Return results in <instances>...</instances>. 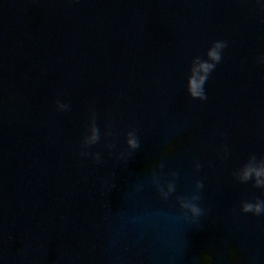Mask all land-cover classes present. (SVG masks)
I'll return each mask as SVG.
<instances>
[{
    "label": "water",
    "instance_id": "1",
    "mask_svg": "<svg viewBox=\"0 0 264 264\" xmlns=\"http://www.w3.org/2000/svg\"><path fill=\"white\" fill-rule=\"evenodd\" d=\"M260 55L255 0H0V264H264L232 179L264 160Z\"/></svg>",
    "mask_w": 264,
    "mask_h": 264
},
{
    "label": "clouds",
    "instance_id": "2",
    "mask_svg": "<svg viewBox=\"0 0 264 264\" xmlns=\"http://www.w3.org/2000/svg\"><path fill=\"white\" fill-rule=\"evenodd\" d=\"M255 4L259 9L264 10V0H255ZM227 44L225 41H216L212 44L211 48L208 50V61L199 63V70L201 72L199 80L187 90L191 100H198L204 102L207 99L204 83L208 80L209 75L215 70L216 66L220 64L222 60L223 50L226 48ZM260 65H264V55H260L256 61ZM55 110L57 112H67L68 106L66 104H61L59 101L55 104ZM260 126L264 128V120L260 121ZM98 139V129L93 124L90 128V135L85 136L84 143L92 144ZM129 147H136L135 140L129 138ZM174 154L173 145L169 144L161 153V159L166 156ZM228 155L227 150L224 149L220 155L221 159L226 158ZM158 165V164H157ZM157 165L155 167H157ZM153 164L146 165V168L151 171L153 169ZM197 169L199 164L196 165ZM232 179L235 183L239 185H250L252 189L260 190L264 193V160L250 159L247 163L237 167L232 173ZM197 187H200L198 184ZM182 208L188 209L192 215H199V209L190 204L181 205ZM239 212L242 215H251L253 217L264 216V199L259 197L252 199H242L239 202ZM237 256V249L234 247H229L227 250V257L229 261L233 260ZM199 264H213V258L211 255V250L202 253L200 256Z\"/></svg>",
    "mask_w": 264,
    "mask_h": 264
}]
</instances>
